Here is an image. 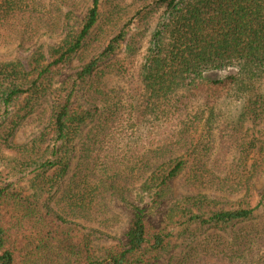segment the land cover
<instances>
[{"label": "trees", "instance_id": "obj_1", "mask_svg": "<svg viewBox=\"0 0 264 264\" xmlns=\"http://www.w3.org/2000/svg\"><path fill=\"white\" fill-rule=\"evenodd\" d=\"M102 4L91 0L80 20L71 11L64 15L61 43L49 56L37 48L29 69L18 60L0 61V156L6 154L0 179L31 176L27 190L0 180V264H157L169 255V264H264V220L256 221L260 210L250 186L234 189L242 193L234 202L191 186L172 199L173 181L210 147L220 101L237 95L243 119L264 121V0H152L102 51L60 80L87 51ZM19 15L40 19V0H0V26ZM135 21L150 32L147 49L136 60L140 43L129 44L127 62L120 56ZM229 68L237 73L209 76ZM108 74L129 80V90H106ZM48 97L51 115L40 136L13 144L17 129ZM119 145L127 152L118 153ZM146 145L149 154L141 153ZM76 158L77 169L87 173L75 171L72 185L61 189ZM119 180L125 188L140 180L141 202L150 205L130 204L126 240L99 255L76 220L89 214L101 189L120 191ZM165 204L161 223L153 224L149 212Z\"/></svg>", "mask_w": 264, "mask_h": 264}, {"label": "rangeland", "instance_id": "obj_2", "mask_svg": "<svg viewBox=\"0 0 264 264\" xmlns=\"http://www.w3.org/2000/svg\"><path fill=\"white\" fill-rule=\"evenodd\" d=\"M151 1L103 0L102 17L97 30L89 40L87 51H83V55L77 58L67 70H64L60 80L73 74L84 61L87 63L93 54L102 51L108 42L134 17L135 13L140 8L150 4ZM90 6L91 0H40V19L36 17L29 20V18L19 15L7 20L6 25L0 26V61L18 60L26 69H29L32 54L37 48H40L41 53L49 56L50 47L61 43L63 36L60 19L71 11L70 13H73L71 19L80 20ZM153 22L155 23L154 20L150 22L151 29L155 27ZM137 23L135 21L130 27L127 41L120 56L127 62L131 60L128 59L131 53L127 50L129 44L134 45L136 41L140 43L137 53L134 55L136 60L141 59L147 49L150 32L145 34L143 28ZM236 73V69L229 68L212 72L209 76L212 79H219ZM106 78V90L119 89L121 92L129 90V80H122L118 74H108ZM242 106L241 97L237 95L218 103L209 136L210 147L207 152L199 153L198 157L195 155L180 177L173 181L172 199L188 194L187 189H191V186L200 189L203 193L206 191L210 197L234 202L238 199V195L239 197L242 195V193L236 194L237 191L234 189L240 186L246 189L250 186L253 204L257 205L260 210L257 212V216L260 217L256 221L261 224L264 220V121L255 125L251 121L243 119L241 117ZM51 109L50 97L40 102L33 116L24 121L25 123H22L17 129L13 144L26 145L39 137L49 122ZM1 122L0 119V124ZM199 128L201 130L198 133V138L201 137L205 141L208 138L207 133L204 132L205 127L199 126ZM193 134L197 135L196 133ZM115 147L118 153L127 152V149L121 145ZM150 151L151 147L146 145L141 153L149 154ZM5 155L3 153L0 156V171L2 172L6 171ZM78 160L76 158L72 162L69 176L62 182L61 189L72 185L68 181L75 171L79 173V177L80 173H87L85 168L77 169ZM199 167L202 169L201 171ZM197 173H200V178L195 180ZM126 176L130 177L129 174ZM11 177L0 180L3 184L16 182L27 190L29 187L28 179L31 177L29 174ZM79 177L77 176L76 179ZM91 178L93 179V177ZM138 181L133 186L127 183V188H125L123 186L125 182L119 180L118 182L122 183V189L116 191L115 194H111L106 189H101V193L98 194L95 205L92 210H89V214L76 220L85 234L93 236L92 244L97 254L102 255L104 246H110L116 240H126L134 213L133 209L129 207L130 204L149 207L148 199L141 202L142 198L138 194L140 180ZM221 190L230 191L233 194L226 193L221 196L222 194L219 192ZM59 197L60 193H56L50 203L55 205V201ZM167 207L165 204L162 208L149 212V218L153 224L159 225L161 223ZM202 240L203 237L199 239V241ZM170 256L172 255L164 256L157 264H169Z\"/></svg>", "mask_w": 264, "mask_h": 264}]
</instances>
